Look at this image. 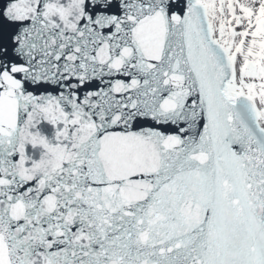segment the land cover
I'll use <instances>...</instances> for the list:
<instances>
[{
    "label": "water",
    "instance_id": "1",
    "mask_svg": "<svg viewBox=\"0 0 264 264\" xmlns=\"http://www.w3.org/2000/svg\"><path fill=\"white\" fill-rule=\"evenodd\" d=\"M200 1L0 0V264H264V125Z\"/></svg>",
    "mask_w": 264,
    "mask_h": 264
},
{
    "label": "rangeland",
    "instance_id": "2",
    "mask_svg": "<svg viewBox=\"0 0 264 264\" xmlns=\"http://www.w3.org/2000/svg\"><path fill=\"white\" fill-rule=\"evenodd\" d=\"M204 1L217 39L230 48L241 84L257 99L264 117V0L260 8L254 0ZM222 6L236 18L229 26L216 15Z\"/></svg>",
    "mask_w": 264,
    "mask_h": 264
},
{
    "label": "bare ground",
    "instance_id": "3",
    "mask_svg": "<svg viewBox=\"0 0 264 264\" xmlns=\"http://www.w3.org/2000/svg\"><path fill=\"white\" fill-rule=\"evenodd\" d=\"M203 3L206 6V3H205L204 0H203ZM253 3H254L253 5H255L256 8H260L262 6L261 0H254ZM216 15H217L218 18H220L223 21V23H225L228 26L233 21H235V19H236L235 16L234 15H231V13L227 12L223 6H222V8L219 11H216ZM220 15L222 17H220ZM235 67H236V75H237L238 92L254 98V96L250 92H248L247 89L244 88L242 86V84H241V80H240L239 73H238V65H237L236 59H235ZM258 105H259V103H258ZM259 110H260V114H261L262 123L264 125V117H263V115L261 113V107H260V105H259Z\"/></svg>",
    "mask_w": 264,
    "mask_h": 264
}]
</instances>
